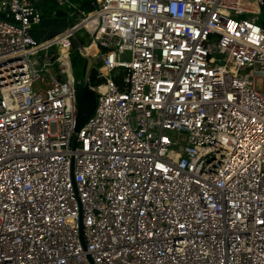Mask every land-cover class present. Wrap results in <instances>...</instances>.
I'll return each instance as SVG.
<instances>
[{
  "label": "built area",
  "instance_id": "obj_1",
  "mask_svg": "<svg viewBox=\"0 0 264 264\" xmlns=\"http://www.w3.org/2000/svg\"><path fill=\"white\" fill-rule=\"evenodd\" d=\"M55 1L0 0V264H264V0Z\"/></svg>",
  "mask_w": 264,
  "mask_h": 264
},
{
  "label": "water",
  "instance_id": "obj_2",
  "mask_svg": "<svg viewBox=\"0 0 264 264\" xmlns=\"http://www.w3.org/2000/svg\"><path fill=\"white\" fill-rule=\"evenodd\" d=\"M67 25V11L63 9H57L54 16L44 17L39 26L41 28H47V31L44 33L43 37L42 32L32 31L31 35L36 41L46 40L51 35H56L61 31V28ZM78 48L79 53L86 59V68L84 75L80 81H78L75 98L77 103V112H76V124L75 131H78L80 127L89 119L92 114L95 103L96 95L91 89V86L94 85V80L97 77L98 70L92 64L91 57L86 53L85 48L81 42L76 38L71 40V49L75 50ZM53 50H49L47 55L50 56L53 54Z\"/></svg>",
  "mask_w": 264,
  "mask_h": 264
},
{
  "label": "trees",
  "instance_id": "obj_3",
  "mask_svg": "<svg viewBox=\"0 0 264 264\" xmlns=\"http://www.w3.org/2000/svg\"><path fill=\"white\" fill-rule=\"evenodd\" d=\"M71 5L69 7V11L71 12L72 16L71 19L74 20L79 17V10L83 11H91L92 6L90 5L91 0H70ZM36 5L43 14V17H47L51 14L53 9L56 8V1L55 0H36ZM260 22L264 24V5L261 11ZM73 55V69H74V77L76 80H81L85 68H86V59L78 52L77 49L72 50L71 56ZM117 80V78H116ZM95 83L98 82V79L94 80Z\"/></svg>",
  "mask_w": 264,
  "mask_h": 264
},
{
  "label": "rangeland",
  "instance_id": "obj_4",
  "mask_svg": "<svg viewBox=\"0 0 264 264\" xmlns=\"http://www.w3.org/2000/svg\"><path fill=\"white\" fill-rule=\"evenodd\" d=\"M262 11V10H261ZM259 17H261V13H260V16ZM47 29V28H46ZM79 52V51H78ZM73 55L72 56H69L68 57V61H69V64L71 65V68H70V72L74 75V69H73V65L72 64H74V61H73ZM129 58V56H128V54H124L123 55V59H128ZM93 66H95V67H99L100 66V63H97V62H94V64H93ZM57 69V68H56ZM58 70V69H57ZM46 75V74H45ZM80 81V80H79Z\"/></svg>",
  "mask_w": 264,
  "mask_h": 264
},
{
  "label": "bare ground",
  "instance_id": "obj_5",
  "mask_svg": "<svg viewBox=\"0 0 264 264\" xmlns=\"http://www.w3.org/2000/svg\"><path fill=\"white\" fill-rule=\"evenodd\" d=\"M91 50V48H87V51L89 52Z\"/></svg>",
  "mask_w": 264,
  "mask_h": 264
},
{
  "label": "crops",
  "instance_id": "obj_6",
  "mask_svg": "<svg viewBox=\"0 0 264 264\" xmlns=\"http://www.w3.org/2000/svg\"><path fill=\"white\" fill-rule=\"evenodd\" d=\"M35 2H36V0H35ZM54 10V9H53ZM53 14V12H51V14L49 15V16H51Z\"/></svg>",
  "mask_w": 264,
  "mask_h": 264
}]
</instances>
